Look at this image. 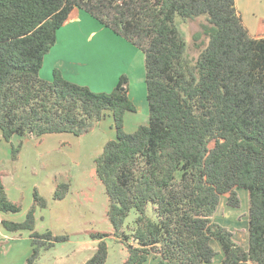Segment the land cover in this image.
Wrapping results in <instances>:
<instances>
[{
	"label": "trees",
	"instance_id": "obj_1",
	"mask_svg": "<svg viewBox=\"0 0 264 264\" xmlns=\"http://www.w3.org/2000/svg\"><path fill=\"white\" fill-rule=\"evenodd\" d=\"M82 10L140 49L145 56L149 120L125 132L127 113L137 107L124 75L112 93H95L69 81L59 69L53 80L40 72L57 44L58 31ZM206 17L194 59L176 19ZM112 114L116 140L95 159L96 175L109 199L108 217L122 235L124 264H210L220 242L224 264H264V37H253L236 0H0V130L16 159L26 138L90 132ZM239 189L249 191V246L213 220L220 202L240 208ZM69 191L60 184L62 200ZM35 206L46 208L34 193ZM154 205L157 220L147 216ZM35 206L23 223L7 219L10 233L30 231L33 253L67 241L35 231ZM132 210L131 235L121 233ZM0 175V214H17ZM106 234L85 264H106ZM2 248L0 244V256Z\"/></svg>",
	"mask_w": 264,
	"mask_h": 264
},
{
	"label": "rangeland",
	"instance_id": "obj_2",
	"mask_svg": "<svg viewBox=\"0 0 264 264\" xmlns=\"http://www.w3.org/2000/svg\"><path fill=\"white\" fill-rule=\"evenodd\" d=\"M249 14L245 13L246 20ZM205 23L206 17L186 22L179 17L176 19L181 34L188 42L189 54L194 59L201 51L198 45L204 47L208 42V38L202 34L201 25ZM78 25L86 33L74 31ZM100 25L92 18L89 23L82 21L68 27H72L73 32L61 28L60 41L68 45L75 42L80 57L76 66L86 83L83 86L93 92L112 93L122 76L128 78L129 97L136 105L137 112L125 115L124 128L125 132L133 133L149 120L145 56L140 49L104 26V31L99 32ZM92 32H96L95 38L87 41V35ZM118 73V80L113 85ZM116 137L113 119L107 112L99 125L79 137L64 133L26 138L14 159L13 144L18 145L20 139L16 137L13 143H7L0 131V175L10 200L21 206V212L9 214V220L25 222L35 206L34 193L37 192L45 200L46 208L35 206V231L39 234L49 231L56 237H67V241L54 242L49 248L46 247L50 244L47 240L46 246L40 250V264H85L97 249L99 241L94 240L92 235L98 233L107 235L106 264H124L127 260L128 250L122 235H115L108 217L109 199L95 168V159L102 153L105 144L116 140ZM60 184H68L69 191L64 199L56 200L55 193ZM238 193L240 208L230 207L226 199L222 201L232 219L237 215H247L249 211V191L239 189ZM222 210L220 213H223ZM147 216L157 220L154 205H149ZM136 218L137 213L132 210L122 226V234H132L136 228ZM32 241L30 231L10 233L0 227V264H28L33 253ZM151 260L147 264H158V261Z\"/></svg>",
	"mask_w": 264,
	"mask_h": 264
},
{
	"label": "crops",
	"instance_id": "obj_3",
	"mask_svg": "<svg viewBox=\"0 0 264 264\" xmlns=\"http://www.w3.org/2000/svg\"><path fill=\"white\" fill-rule=\"evenodd\" d=\"M247 7L248 9H246ZM236 8L238 12L241 14L243 22L245 26L247 27V29L249 30L250 34L255 38L264 37V0H236ZM244 10L247 11L245 12L246 14L250 13L249 18L247 20H246V17H244L245 15ZM91 19L92 17L86 12L79 10V9H75L70 20L67 21V23L64 25V27H62V29H67V31L73 32L72 27L71 28H68V27H70L74 23H81L82 21L89 23ZM100 27L102 30L100 29V31L99 30L98 31L103 32L104 27L102 25H100ZM82 29L79 27V25L74 27V31L82 30ZM80 32L82 34L86 33L85 30H82ZM59 33L60 31H58V35H57V44L52 48L50 53L47 54L45 57L44 65L40 72L41 77L47 81H51L53 80L54 70L59 69L63 73L64 77L68 79L69 81L80 84V85H86L83 77H81L79 68L76 66L78 64L77 63L78 60H80V57H79L78 48L75 42L70 43L68 45V43L60 41ZM94 34H96V32H92L89 36L87 35V41L90 38H92L91 41H93V38H95ZM85 36L86 34H84V37ZM118 76H119V73L115 76V79H113V82H114V83L112 82L113 85L116 84L118 80ZM110 117L111 119H113L111 113H110ZM99 124L100 123H98L97 125ZM1 135H2V132H1ZM2 139H4L3 135H2ZM222 201L223 199L221 200L220 205L215 215L213 216V220L216 223L228 228L233 233L234 240L239 245L244 247L245 249H248V246H249V211L247 215L246 214H243L241 216L237 215L238 217H236L235 219H232L230 217L231 215H230L229 210L227 211L225 209V207L222 204L223 203ZM221 209H223L222 210L223 213H220ZM8 216L9 215L0 214V220H3V219L9 220L10 218ZM216 242L218 241H213L212 246L214 250L216 251L217 255L214 261L210 264H224L223 263L224 252L222 250V246L221 244H217ZM150 260L158 261L153 256L150 257L148 262ZM148 262H146V264Z\"/></svg>",
	"mask_w": 264,
	"mask_h": 264
}]
</instances>
